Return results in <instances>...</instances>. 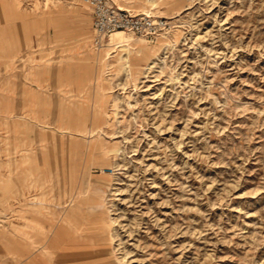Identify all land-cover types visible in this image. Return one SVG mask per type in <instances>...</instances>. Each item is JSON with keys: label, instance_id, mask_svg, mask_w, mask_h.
Segmentation results:
<instances>
[{"label": "rangeland", "instance_id": "374dc122", "mask_svg": "<svg viewBox=\"0 0 264 264\" xmlns=\"http://www.w3.org/2000/svg\"><path fill=\"white\" fill-rule=\"evenodd\" d=\"M154 1L124 68L85 0H0V264H264V0Z\"/></svg>", "mask_w": 264, "mask_h": 264}, {"label": "built area", "instance_id": "2783aa9c", "mask_svg": "<svg viewBox=\"0 0 264 264\" xmlns=\"http://www.w3.org/2000/svg\"><path fill=\"white\" fill-rule=\"evenodd\" d=\"M85 1L93 11V41L96 46L104 45L109 34L117 30L154 41L168 26L161 17L121 8L113 0Z\"/></svg>", "mask_w": 264, "mask_h": 264}, {"label": "bare ground", "instance_id": "6f19581e", "mask_svg": "<svg viewBox=\"0 0 264 264\" xmlns=\"http://www.w3.org/2000/svg\"><path fill=\"white\" fill-rule=\"evenodd\" d=\"M116 3L117 0H115ZM157 1L154 0H148L143 5V12L148 15H151L153 12L150 11L147 7L150 5L156 4ZM119 7H123L122 5L118 4ZM125 9V8H124ZM131 35L128 31L125 30H117L109 34L106 42L107 46L104 48L105 54L102 61L103 66H109L110 64H116L118 67H124L127 66L130 63V55L133 52H140L144 48L143 43H139L137 46H134L130 42ZM116 49L117 51V58L111 59V50ZM110 67V66H109Z\"/></svg>", "mask_w": 264, "mask_h": 264}, {"label": "crops", "instance_id": "0c3cea01", "mask_svg": "<svg viewBox=\"0 0 264 264\" xmlns=\"http://www.w3.org/2000/svg\"><path fill=\"white\" fill-rule=\"evenodd\" d=\"M89 5V4H88ZM89 7L91 8V6L89 5ZM91 11H92V8H91ZM92 13V17H93V11L91 12ZM108 38V37H107ZM107 38H106V40H107ZM106 40H105V42H106Z\"/></svg>", "mask_w": 264, "mask_h": 264}]
</instances>
